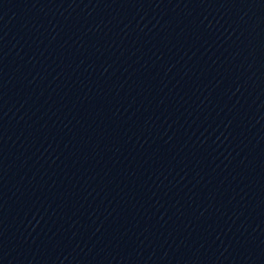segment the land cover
<instances>
[{
  "label": "water",
  "instance_id": "obj_1",
  "mask_svg": "<svg viewBox=\"0 0 264 264\" xmlns=\"http://www.w3.org/2000/svg\"><path fill=\"white\" fill-rule=\"evenodd\" d=\"M0 264H264V0H0Z\"/></svg>",
  "mask_w": 264,
  "mask_h": 264
}]
</instances>
